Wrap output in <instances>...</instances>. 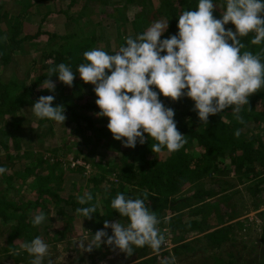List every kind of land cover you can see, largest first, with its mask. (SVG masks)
Here are the masks:
<instances>
[{"label":"trees","instance_id":"16d2710c","mask_svg":"<svg viewBox=\"0 0 264 264\" xmlns=\"http://www.w3.org/2000/svg\"><path fill=\"white\" fill-rule=\"evenodd\" d=\"M73 1L77 0H71V2ZM84 1L87 2V12L85 15H96L97 18L105 17L103 14L110 9L112 10V7L116 3L121 4L116 9L119 13L125 12L127 8L139 7L140 11L134 17L127 16L123 19L126 23L128 22L127 30L132 38H135L137 34L146 30L156 20L168 23V29L162 38L176 34L178 32V16L184 10L195 9L197 3V0H161V4H158L150 11L149 0ZM38 2L47 4L46 1L39 0L31 2V6L36 5ZM96 2L98 4L94 7ZM216 4L217 8L214 9L213 15L216 18H220V14L224 11L222 0H216ZM15 5V0L14 5L9 9L7 7L4 10L5 5H0V14H2L0 15V20H3V23H0V28L5 34V38L2 39L3 45L0 49V118L13 117V121L11 122L13 127L3 132L6 135L11 134L15 140L19 141V138H15L14 136L15 133L17 134V132L22 130V122L23 119H26V116L36 121H50L48 119H39L32 112V104L38 100L35 97L46 94L55 97L53 106L62 105L64 107L68 122H75L74 131L77 128V133H73L74 136L82 133L81 122L85 121L91 127H94V120L98 121L99 126L96 129H103V120L107 118H97L94 115L99 111L95 104L96 97L94 99V97L89 98L85 96L84 104H81L82 98L71 102L70 94L74 93L72 91L73 85L69 87L64 84L61 90L60 82L56 76H52L50 79L55 82V89L58 93L49 92L40 86L43 80L53 75L50 69L61 62L70 66L73 72H76L78 65L85 62L83 53L89 51V48L92 49L95 41L103 39L101 33L103 32V28L97 29L99 33L96 32V36L92 39L94 43L90 46H84L83 43L78 45L71 43V45H67V42L59 40L56 50L52 49L50 52L43 54L40 50V44L35 42L38 35H41L40 31H36L31 35V31L28 30L31 24L23 20L21 15L16 14L18 8H15ZM43 11L46 12L44 7ZM49 13H46L41 21L44 22L46 18L54 16V14ZM26 14L28 16L35 15V13L29 12ZM26 18L32 20L28 17ZM91 20L95 22L94 19ZM111 20L114 21L113 17ZM97 25L100 27L101 21L95 23V26ZM225 27L226 29L233 28L234 30V26L231 23ZM20 30H28V32L21 36ZM50 35L52 37L59 36L54 33ZM251 39L252 34L241 37V42L245 45L242 51L260 53L262 62H264V52H261V49H264V44L253 45L251 44ZM26 40L30 41L28 49H34L36 45H39L35 50L36 58H34V55L32 57L31 55L23 57L24 59L21 58L23 53L30 52H21L22 44ZM31 59L33 60L31 61ZM49 60L51 62H48ZM81 82L83 81L77 76L73 84ZM84 87L87 88L88 85ZM160 98L166 107L175 110L174 119L177 129L181 134L185 135L183 147L175 152H169L164 148L160 152L154 153L150 147L156 141L151 139H147L143 145L138 143L135 148L123 147L120 141L115 142L114 140L112 145L114 149H117L116 155L118 158L116 157L113 162L102 156H83L80 158L83 160H80L83 165L74 167L72 166V161L66 163L65 168L70 171L80 172L84 179L80 185L74 184L77 186V188L74 187L77 191L73 190L67 198L61 196L63 185H57V189L56 184L52 186L57 181L56 178H58L56 177L58 176L57 172L55 168H52V165L55 167L60 164L59 162H52L50 165H47L46 159L35 160L37 155H34L30 151L21 150L17 152L19 157L21 156V159H25L22 171L19 170L18 173L5 172L3 175H0V214L6 220L10 219V216L16 219L20 217V220L17 221L18 223L13 227L12 231L11 229L8 231L9 236H7L4 242L6 248L13 241L20 240L23 231H26L28 237L32 236L29 232L30 230L25 228L28 226V223L30 226L29 219L26 217L29 213L27 209H32L30 215L32 218L36 214L44 213L43 208L51 210L53 208L52 203L60 200L65 201L67 205L71 206V211L75 212L77 208L95 205L96 213L92 214L91 218L86 220L87 225H84L86 227L93 225V231L95 232L103 228L106 220L109 223L119 220V222L126 224V218L119 217V214L110 206L111 200L121 193L126 197H140L144 199L146 206L155 212L160 219V227L162 229L169 228L170 232L177 234L176 237L173 236L174 241L178 243L174 247L177 256L181 255L184 250L185 252H191L205 249V247L199 244L195 249L191 247L190 241L184 242L187 234L194 235L193 237L196 240L204 236L207 239L206 247H221L229 240L237 238L235 230L240 222L227 223L233 217H229L230 219L228 218V220L225 219L227 215L224 216L223 213L219 212L218 202L215 204L206 198H211L213 194L210 191L203 190V184L204 182H208V178H224L231 172H234L237 178L243 182L245 179H248L249 175L257 176L264 171V88L252 94L249 97V105L242 107L240 115L243 123L235 119L230 109H225L220 114L210 116L208 123L202 124L196 112L193 111L194 102L190 98L181 97L177 101H172L170 98L163 96ZM77 108L80 110L76 111ZM87 109L95 110V113L90 114L89 111H86ZM237 129L241 133L239 137L234 135ZM145 135L147 136V134ZM18 136H20L19 133ZM0 144L3 152H9L11 149L9 141L0 140ZM82 144L80 142L75 144L73 152L77 156L79 152H82L80 150V145ZM5 157L10 158V154H6ZM75 160H79V158L76 157ZM32 161L35 162V165L32 164ZM0 165H2V161ZM19 172L23 174L19 175ZM83 173L89 174L83 175ZM262 175L263 177L255 184V189L260 192L264 188V174ZM31 178L39 182L37 198L35 200L31 201L25 195L22 196L23 201L21 204L8 199L6 195L7 190L13 188L12 186L16 183L15 181L29 180ZM60 178L63 184V176ZM261 183L263 186L259 187ZM60 185L61 187H59ZM91 188L93 189L90 190ZM187 188L194 189V195H189L190 197L188 198L176 199V196ZM74 192L77 196H82L85 192H91L93 200L89 204L81 205ZM45 202H48V205ZM259 206L260 204L257 203L256 208L258 209ZM168 209H170L171 213H180L181 210L187 209L190 214L188 215V220L184 222H187L188 225L183 224L181 218L166 222L163 218ZM18 210L22 211L21 216H18ZM47 219L48 221L52 220L48 215ZM58 219L61 220L62 218L58 217ZM43 224L45 226H42L38 235L44 234L45 238L49 240L53 237L55 238V234L57 237L63 238L64 232L70 238L75 230L73 226H69L64 220L61 224L62 227L58 225L53 227L52 230L50 229L52 224ZM22 227H24V230H20ZM62 228H65V230H61ZM107 231L109 233L111 229L109 228ZM177 231L185 232L186 235L179 236ZM95 232L93 233L95 234ZM262 235V239H264V233ZM73 247L77 249L78 246L73 243ZM91 255L93 256L94 254L92 253ZM193 258L190 259L191 262L198 260V258ZM181 259L183 260L184 258L181 257ZM150 261L151 259L149 258L138 264H153L154 260ZM214 264L227 263L219 261Z\"/></svg>","mask_w":264,"mask_h":264},{"label":"clouds","instance_id":"9594fccd","mask_svg":"<svg viewBox=\"0 0 264 264\" xmlns=\"http://www.w3.org/2000/svg\"><path fill=\"white\" fill-rule=\"evenodd\" d=\"M222 6L224 11L216 18V0H197L195 9L184 10L178 16L176 34L162 38L168 23L156 20L135 38H126L114 54L100 48L85 51V62L78 65L76 72L59 63L50 69L53 75L40 86L54 92L52 76L69 87L77 76L93 85L99 109L94 115L108 119L107 128L113 139L126 148L143 145L147 139L156 141L150 147L154 153L164 148L175 152L183 147L185 135L177 129L175 110L166 107L161 96L172 101L190 98L202 124L225 109L243 123L242 107L249 105L252 94L264 88V62L260 53L242 51L245 45L241 37L252 34L251 44H264V0H222ZM229 23L234 30L226 29ZM54 100L53 95L40 96L32 104V112L39 119L64 124L65 109L62 105L53 106ZM240 134L239 129L234 132L237 137ZM6 171L0 166V175ZM77 199L85 205L93 200V195L85 192ZM110 206L127 223L106 220L102 229L91 234V240L77 241L82 252L91 253L102 244L128 255L145 246L159 252L165 234L158 227L160 219L144 199L121 193L111 200ZM94 213L95 205L76 209V214L84 219ZM46 219L41 212L32 217L31 223L39 226ZM21 249L31 257L30 264H44L49 245L36 236L25 241ZM164 264L171 262L165 260Z\"/></svg>","mask_w":264,"mask_h":264},{"label":"rangeland","instance_id":"374dc122","mask_svg":"<svg viewBox=\"0 0 264 264\" xmlns=\"http://www.w3.org/2000/svg\"><path fill=\"white\" fill-rule=\"evenodd\" d=\"M36 1L39 0H15V8H18L16 14L21 15L23 20L31 24L28 28V30L31 31V35L36 31H40L41 35H38L35 42L40 44V50L43 54L50 52L52 49L56 50L59 40L67 42V45H71V43L73 45L83 43L84 46H90L94 43L92 39L96 36L98 28H103V32H101L103 39L95 41L92 49L100 48L109 54H114L119 47L125 43L126 38L131 37L127 30L128 22L126 23L123 19L127 16L134 17L135 14L140 11L139 7H132L130 9L127 8L125 12L119 13L116 9L121 4L116 3L112 7V10L110 9L103 14L105 17L102 16L97 18L96 15H85L87 12V2L84 0L73 2H71V0H44L47 2L46 5L43 2H38L36 5L31 6V2ZM149 3L150 11H152V9L158 4H161V0H149ZM3 4L5 5V8H3L4 10L7 9V7L9 9L14 5V0H0V5ZM96 4H98V2L95 3L94 7ZM43 7L46 9V12L43 11ZM27 12L35 13V15L28 16L26 14ZM48 12H50L49 14H54V16L46 18L44 22L41 21L43 16ZM26 17L32 20H28ZM112 17L114 21L111 20ZM91 19H94L95 22ZM98 21H101L100 27L99 25L95 26V23ZM0 23H3L2 19L0 20ZM28 30H20V35L23 36ZM53 33L58 34L60 37H52L50 34ZM4 38L5 34L0 28V49L2 48V39ZM28 46H30V41L26 40L25 43L22 44L21 52H30L23 53L22 57L20 56L22 59L29 55H31V57L33 55L35 56V50L39 45H36L34 49H28ZM92 49L89 48V51ZM34 58H36V56ZM32 60L33 59H31V61ZM48 62H51V60ZM59 84L62 90L64 84L62 82ZM72 85V91H74V93L70 94L71 102L82 98L81 104H84L85 96H88L89 98L94 97L95 99L96 96L93 91L94 86L90 83L86 84L81 82ZM85 85H88V87H84ZM53 93L58 92L55 89ZM35 98L38 99L39 97ZM79 110V108L76 109V111ZM86 111H89L90 114L95 113V110L92 111L87 109ZM25 118L26 119H23L22 122V130L17 132V134L15 133L14 136L15 138H19V141L15 140L11 134L6 135L3 132L5 130H10V128L13 127V124L11 123L13 117L7 116L5 119L0 118V140L9 141V144L11 145V151L3 152L0 144V163L2 161V165L0 166L6 167L7 173H18L19 170L22 171L25 159H21V156L19 157V154H17V152L21 150L27 152L30 151L34 155H37L35 160L46 159L47 165H50L52 162H59L60 164L55 167L52 165V168H55L58 175L56 176L58 177L56 178L57 181L53 183L52 186L56 184L57 189V185H63L61 188V196L63 198H67L73 190H76L75 188H77V186L74 184L80 185L84 181L80 172H75L73 170L70 171L65 168L68 161H77L75 160L76 157L83 161L80 159L83 156H102L107 160H110V162H113L116 157L118 158L116 155L117 149H114L112 145L114 139L107 128L108 119L103 120V129L101 130L96 129L99 126L98 121L94 120V127H91L87 121L81 122L83 131L78 134V136H74L73 133L77 130L76 128L74 131V126L76 124L75 122H68L67 118L65 119L64 124L52 120L48 122L36 121L27 116ZM18 133L20 136H18ZM77 142H80L81 144L85 143L80 145V150H82V152H79L78 156L73 152ZM115 142L119 141L115 140ZM8 153L10 154V158L5 157ZM32 164L35 165V162L32 161ZM19 173V175L23 174L22 172ZM88 174L89 173H83V175ZM262 174H264V171ZM262 174L257 176L251 174L248 179H245L242 182L237 178V175L234 172H231L224 178H208V182H204L203 190L205 189L213 194L211 198H206L215 204L218 202V210L220 213L225 215L231 213L234 217L237 213H242L241 216L243 219L240 221L241 225L239 224L238 227L236 226L235 230L237 238L229 240L221 247H206L207 239L204 236L196 240L193 237L194 235L187 234L184 242L190 241L191 247H194L195 249L198 247V244L205 247V249L203 248L198 251L194 250L195 252H185L184 250L181 255L179 254L177 256L174 247L178 245V243L173 239L177 234L169 232V228V230L166 228L167 232H164V229H162L159 224V229L165 234V243L162 245L159 252L153 251L150 247L145 246L143 248H135L134 252L131 255H128L118 249L113 250L103 244L99 250L94 249L91 253L82 252L79 248V242L77 241L82 239L91 240L92 235H94L93 232H95L93 231L94 226H84L87 225L86 220L88 218L84 219V217L77 215L75 211H71V206L67 205L65 201L60 200L52 203L53 208H51V210L43 208L46 218L48 215L49 218L52 219L51 221L46 219L43 223L48 225L52 224L50 227L52 230L53 227L58 225L62 227L61 224L64 220L69 226H73L75 229L70 238L66 236V232H64L63 238L57 237L55 234V238L53 237L51 240L45 238L46 236H44V234L38 235L42 226L45 225L42 223L41 225L34 227L31 223L32 218L30 216L32 209H27L29 213L26 217L29 219L30 226L28 223V226L25 228L30 230L29 232L32 236L28 237L26 231H23L21 239L19 238L20 240H17L16 242L13 241L12 244L6 248L4 242L6 241L7 236H9L8 231L10 229L12 231L13 227L18 223L17 221L20 220V217L16 219L15 217L10 216V219L6 220L0 214V264H30L31 257L27 252L21 249V245L25 241H30L36 236H40L49 245L48 256L45 258L44 264H48L49 261L51 264H138L149 258L151 261L154 260L153 264H164L165 260L170 261L171 264H214L219 261H224V263L227 264H264V239H262V234L264 233V188L261 190L262 192L255 189V184H257L259 179L263 177ZM62 176L63 184L60 181V177ZM15 182L16 183L12 186L13 188L8 189L7 194L5 193L9 200L21 204L23 201L22 196L24 195L31 201L37 198V188L39 186L37 180L34 181L31 178L29 180L25 179L23 181ZM61 185L59 187H61ZM262 186L263 184L261 183L259 187ZM92 189L93 188L90 190ZM189 195H194V189H184L183 192L176 196V199L188 198L190 197ZM47 203L45 202L46 205H48ZM257 203L260 204L258 209L256 208ZM169 210L170 209H168V212L163 218L166 222L181 218L183 224L188 225L187 222H184L188 220V215L190 214L187 209L181 210L180 213H171ZM21 213L22 211L18 210V216H21ZM58 217H61L62 219L59 220ZM20 230H24V227ZM61 230H65V228H62ZM177 232L179 233V236L186 235L185 232ZM170 233L172 237L170 236ZM109 235H111V231L109 232ZM73 243L78 246L77 249H74V247L72 248ZM92 253L94 254L93 256L91 255ZM181 257L184 259L182 260ZM192 257H194L193 259L198 258V260L191 262L190 259H192ZM185 260L186 262H184Z\"/></svg>","mask_w":264,"mask_h":264},{"label":"crops","instance_id":"0c3cea01","mask_svg":"<svg viewBox=\"0 0 264 264\" xmlns=\"http://www.w3.org/2000/svg\"><path fill=\"white\" fill-rule=\"evenodd\" d=\"M244 214V213H243ZM227 216H226V220H228V218L229 217H233V219L231 220V221H229V222H227L228 224L229 223H234V222H240L242 219H243V217L241 216L242 215V213H237L236 214V216L234 217V215H231V213H228V214H226ZM264 215V214H263ZM262 215V216H263ZM224 216H225V214H224ZM230 219V218H229Z\"/></svg>","mask_w":264,"mask_h":264},{"label":"built area","instance_id":"2783aa9c","mask_svg":"<svg viewBox=\"0 0 264 264\" xmlns=\"http://www.w3.org/2000/svg\"><path fill=\"white\" fill-rule=\"evenodd\" d=\"M72 166H77V165H83V163L80 161V160H77V161H74V160H72Z\"/></svg>","mask_w":264,"mask_h":264}]
</instances>
